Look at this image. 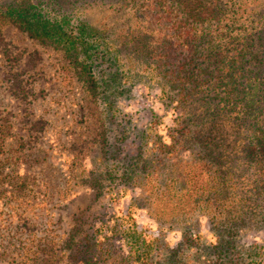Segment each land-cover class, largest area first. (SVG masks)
Here are the masks:
<instances>
[{
    "label": "rangeland",
    "instance_id": "obj_1",
    "mask_svg": "<svg viewBox=\"0 0 264 264\" xmlns=\"http://www.w3.org/2000/svg\"><path fill=\"white\" fill-rule=\"evenodd\" d=\"M144 1L115 36L84 29L97 49L76 61L0 15V264H264L260 164L242 152L218 185L223 163L195 145V96L170 73L187 55L173 19ZM64 3L36 1L77 37L105 20L97 3Z\"/></svg>",
    "mask_w": 264,
    "mask_h": 264
},
{
    "label": "trees",
    "instance_id": "obj_2",
    "mask_svg": "<svg viewBox=\"0 0 264 264\" xmlns=\"http://www.w3.org/2000/svg\"><path fill=\"white\" fill-rule=\"evenodd\" d=\"M36 1L0 0V15L30 38L63 48L76 61L79 54L90 58L95 42L86 40L84 29L90 34L101 33L103 38L115 36L133 20V6L139 0H75L86 6L97 3L94 9H102L105 19L102 22L90 18L80 21V37L70 34L69 16L61 12L57 19L55 14H42ZM54 1L63 10L62 5L69 0ZM144 2L147 4L143 14L150 13L151 19H173L171 28L181 47L175 51L180 49V53L187 55L183 61L175 58L174 65L180 64L170 73L180 78L182 95L195 96L191 104L195 145L207 151L203 155L205 160L212 157L223 163L218 185L226 184L229 178L225 175L231 174L233 161H239L242 152L247 158L258 161L264 173V94L260 92L261 85L264 90V0H225L223 5L221 0ZM92 9L84 8L86 16ZM139 16L142 15L137 12ZM165 55L159 56L161 65L169 59V54ZM170 57H175L174 52ZM163 69L165 71L167 66L163 65ZM81 70L87 73L91 68L82 63ZM249 85L256 87L253 94L247 90ZM2 159L0 157V175L4 165ZM200 174L195 172V177L200 179ZM213 180L216 182L215 177ZM199 181L195 182L196 193L212 188L209 180L203 184ZM145 254L141 252L138 258ZM93 259L87 258L86 262L92 264Z\"/></svg>",
    "mask_w": 264,
    "mask_h": 264
}]
</instances>
